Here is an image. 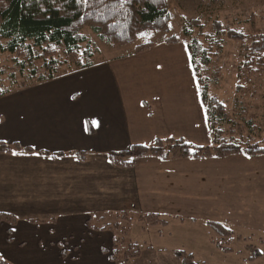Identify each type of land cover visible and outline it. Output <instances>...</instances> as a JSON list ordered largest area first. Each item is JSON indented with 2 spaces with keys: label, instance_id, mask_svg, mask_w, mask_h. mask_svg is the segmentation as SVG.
Masks as SVG:
<instances>
[{
  "label": "crops",
  "instance_id": "1",
  "mask_svg": "<svg viewBox=\"0 0 264 264\" xmlns=\"http://www.w3.org/2000/svg\"><path fill=\"white\" fill-rule=\"evenodd\" d=\"M133 59L138 65L132 62L125 74L139 82H122L117 66ZM253 86L259 87L235 84L228 91L254 107ZM258 90V112L241 115L258 123L253 131L264 139V83ZM210 134L187 47L178 41L160 40L0 96V141L33 151L0 153V211L16 218L11 226L0 223V255L13 264H115L103 252L112 246V231L88 224L120 211L135 218L129 229L141 248L170 246L225 264L232 249L221 241L238 243L240 251L244 237L264 245V154H147L128 167L109 157L157 139L207 145ZM146 213L158 214L159 222L148 223ZM213 221L237 239L221 235ZM254 258L264 264V252Z\"/></svg>",
  "mask_w": 264,
  "mask_h": 264
},
{
  "label": "trees",
  "instance_id": "2",
  "mask_svg": "<svg viewBox=\"0 0 264 264\" xmlns=\"http://www.w3.org/2000/svg\"><path fill=\"white\" fill-rule=\"evenodd\" d=\"M174 1L190 12H200L205 8L212 9L215 7L214 4L220 8L223 2V0ZM169 22L170 11L167 0H0V55H10L11 66L7 79L11 85L18 84V79H24L23 84L16 87L20 88L49 81L61 75L64 72L60 73V68L70 61L75 63L74 69L91 66L94 63V54L90 38L83 31L85 28L97 29L101 37L109 41L112 46H118L135 44V40L149 30H167ZM225 34L230 39L240 42L241 61L238 62V67L236 66L238 79L242 78L243 82L260 87V84L264 83V30L244 32L228 28L225 29ZM161 40L175 41L172 36ZM197 43L200 47L203 45L201 42ZM185 44L200 99L205 107L206 119L210 125L211 143L198 145L182 138H168L157 139L151 145L134 144L126 150L109 154L115 165L131 166L135 157L147 154L164 159L202 158L211 155L223 157L238 153L252 156L264 154V139L259 137L258 131H253L259 125L236 118L233 104L207 93L209 80L203 78L198 68L201 67L197 56L200 55L197 53L199 46L196 43L192 45L190 41ZM151 45H153L151 41L135 44L128 53L140 52ZM208 54H212V50H208ZM242 62L245 66H241ZM4 73L6 70L0 67V85L1 75ZM243 85L246 84H240L241 87H244ZM14 89L0 86V96ZM227 106H231L232 111L226 110ZM32 152L28 147L0 141V153L30 154ZM38 153L47 154L42 151ZM84 154V152L76 153L80 158H83ZM128 214L125 211L117 212L114 219L130 222L132 218ZM141 217L149 223L159 222L158 214L155 213H146ZM3 221L11 226L16 222V218L9 212L0 211V223ZM111 223L117 229L123 226L121 227L123 235L129 229L128 225L124 227L123 222L109 220L98 224L90 221L88 226L94 230L112 231V246L109 250L103 249V252H108L109 259L115 264H129L137 259L141 250L137 244L126 243L125 238L116 237L113 229L109 227ZM211 224L221 235L232 237L230 230L222 223L213 221ZM219 245L229 251L222 241ZM120 246L126 248L120 250ZM259 255V250L255 249L254 252L252 250V257ZM174 257L179 264H203L196 260L192 253L183 250L175 251ZM0 264L13 263L0 255Z\"/></svg>",
  "mask_w": 264,
  "mask_h": 264
},
{
  "label": "rangeland",
  "instance_id": "3",
  "mask_svg": "<svg viewBox=\"0 0 264 264\" xmlns=\"http://www.w3.org/2000/svg\"><path fill=\"white\" fill-rule=\"evenodd\" d=\"M168 7L170 11V22L167 30L163 31H156V30H149L145 33H143L141 36L138 37V39L135 40V44L138 43H145V42H153L157 43L161 39L172 36L173 40L186 43L188 41L192 42V45L194 43L199 46L198 50V62L200 63L198 67L200 69V72L203 74V78L206 77V79L209 80V94H212L213 91H217V93L220 94L222 90L225 91V96L219 98H223L224 101L227 99V103L229 104H236L238 108H234L235 110L238 109L239 112H234L236 118L238 119H244L246 118L243 115V113H247L248 116H252L253 113L258 112L257 106L258 103V95H260V91L257 90L256 86H253L255 90H253V97L254 100L257 99L256 103H253L255 106H252V102L247 104L245 101H243V91H238V94H240V99L242 101H239L238 99L233 100L232 99V93L231 91L234 90V85L238 84H247L243 82L242 78L238 79L237 77V64L239 61H241V47L240 42L230 39L225 34V29L231 28V29H238L244 32H250L255 30H264V0H223L222 5L220 8H217L216 4L214 8L210 6L212 9L206 10L203 9L200 12L196 11H187L184 8L180 7L174 0H167ZM216 27V28H214ZM83 31L89 36L92 50L94 54V61H104L105 58H109L112 55L118 56L123 55L124 53H127L132 50V47L135 44H127V45H118V46H112L109 41L101 37L97 29H94L93 27L85 28ZM196 40V42H194ZM203 43V45L200 47L199 43ZM186 45V44H185ZM206 48V49H205ZM208 50H212V54H208ZM196 53V54H197ZM217 53L215 56L213 54ZM80 56V55H79ZM147 56L144 58V61L146 64H148ZM125 60V59H124ZM147 60V61H146ZM128 63L127 65L119 63V66H117L119 69H121L124 74L120 77V80L122 82L131 83V82H139L135 79V76H129L126 75L125 72L128 70V66H133L132 62L135 63V65H138L137 60L133 59L131 61H125ZM239 65V64H238ZM11 66L10 62V55L8 54H2L0 55V67H3L6 70V73L1 75V88H16L17 86H21L23 84L24 79H18V84L11 85L9 80L7 79V74L9 73V68ZM237 66V67H236ZM241 66H245L243 62L241 63ZM75 63L73 62H67L65 65L60 68L61 72H67L74 69ZM243 68V67H242ZM131 77V79H130ZM211 78H213L211 80ZM264 81V79H263ZM241 82V83H240ZM204 85V84H203ZM206 87V86H204ZM241 87V86H240ZM207 88V87H206ZM230 89H233L231 91H228ZM236 90H238V87H236ZM242 90V87H241ZM245 96V95H244ZM249 101V100H248ZM228 105V104H227ZM231 107V106H230ZM229 106L226 107V110H231ZM252 107V108H251ZM232 111V110H231ZM242 114V115H241ZM233 115V114H232ZM256 118V117H254ZM248 120H253V118H249ZM255 120V119H254ZM247 121V120H246ZM258 125V123H257ZM112 216V217H111ZM111 218H115L116 215H111ZM132 219H135L129 215ZM111 222L113 221H119V223L124 224V227L126 225L129 226L131 223L124 220V219H117V220H109ZM122 221V222H121ZM149 223V222H148ZM158 223V222H156ZM155 224V223H151ZM113 229V232L116 237H123L125 238L126 243H135V240L132 239L131 236V229H128L126 234H122V228L117 229L116 226L111 223L109 226ZM106 228V227H105ZM130 228V227H129ZM110 231V230H108ZM232 238H236L233 236ZM248 238V237H247ZM244 237L243 239V247L241 249V246L238 243H234L233 246H226L227 243H223L225 247L229 249L232 253H230L228 259H226L225 264H253L255 259L252 257V250L253 252L255 249L264 252V245H257L254 242H251V239ZM125 245V244H124ZM138 245V244H137ZM120 250H124L125 248L120 246ZM138 247L141 250L140 255L137 257V259H134L129 264H179L178 260L174 257V252L178 250H183L187 253L189 250L184 249H178L172 247H165V246H154L149 247L146 246V248H141L139 245ZM253 248V249H252ZM148 249V250H147ZM228 251V252H229ZM235 251V256L232 255ZM246 252V254H245ZM248 252V253H247ZM200 254L198 252H195L194 258L198 260V257ZM245 256V257H243ZM251 256V257H250ZM246 259V260H245ZM242 262H240V261ZM203 264H216L217 258L216 256L213 257V259H209L208 262H204L203 260H198ZM220 263V262H219ZM221 264V263H220ZM259 264H263L259 263Z\"/></svg>",
  "mask_w": 264,
  "mask_h": 264
}]
</instances>
